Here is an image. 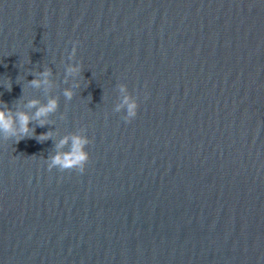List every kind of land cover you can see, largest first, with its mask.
Here are the masks:
<instances>
[{"label": "water", "instance_id": "water-1", "mask_svg": "<svg viewBox=\"0 0 264 264\" xmlns=\"http://www.w3.org/2000/svg\"><path fill=\"white\" fill-rule=\"evenodd\" d=\"M49 99L0 131V264H264V0H0V109Z\"/></svg>", "mask_w": 264, "mask_h": 264}, {"label": "clouds", "instance_id": "clouds-1", "mask_svg": "<svg viewBox=\"0 0 264 264\" xmlns=\"http://www.w3.org/2000/svg\"><path fill=\"white\" fill-rule=\"evenodd\" d=\"M76 46L74 45L71 51V55H76ZM81 72V67L79 65L70 67L67 69V73L79 74ZM52 75L51 70H45L39 73V79L34 78L29 81V84L34 88H40L45 86L46 88L51 87L49 77ZM11 90V87L9 91ZM121 92L126 91V86H121ZM63 95L67 100H72L74 93L71 90H65ZM129 97L125 96L122 101V106H126V116L124 117L125 122L130 123L136 118L138 114L139 105L135 102H129ZM28 108H35L34 117H30L27 113L18 112L15 116L12 115V109L5 105L4 109H0V131L9 133L8 139H15L16 143L20 142L25 138H35L38 142L42 143L46 140L51 139V133L46 132L40 136L35 135V129L30 128L29 125L32 123L33 119L38 121V127L47 126L46 118L57 111L59 107V102L56 99H49L44 105H40L38 100H31L27 104ZM121 106L116 108V111H120ZM18 125V128H17ZM31 133V135H30ZM18 137V138H17ZM69 138L65 137L60 141L58 147H63L68 144ZM89 141L86 138L79 136L71 137V149L68 152H57V154L52 157V163L48 170L51 171L52 167H58L62 171H68L71 169H76L78 172L83 173L85 171L86 165L89 162V154L85 150Z\"/></svg>", "mask_w": 264, "mask_h": 264}]
</instances>
